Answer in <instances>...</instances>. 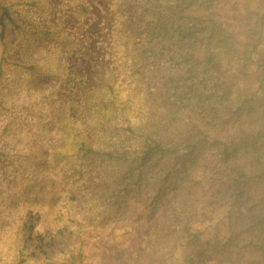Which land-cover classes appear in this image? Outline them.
<instances>
[{
  "label": "trees",
  "instance_id": "16d2710c",
  "mask_svg": "<svg viewBox=\"0 0 264 264\" xmlns=\"http://www.w3.org/2000/svg\"><path fill=\"white\" fill-rule=\"evenodd\" d=\"M25 1L0 0V183L9 174L23 175V164L55 170L70 160L80 168L87 208L71 236L49 252L42 250L46 242L37 225L26 236L25 225L16 226V247L6 257L0 251V264H86L104 252L101 241L114 226L135 215L149 220L154 245L166 249L154 264H199L194 250L204 231L196 203L222 181L237 185V198L252 201L255 217L248 222L256 234H215L208 251L219 264H264V57L256 62L259 94L239 84L258 55L264 12L246 7L229 28L214 14L220 0H169L172 11H164L173 35L166 50L174 71L150 101L129 64L134 21L120 16L121 2L135 8L140 0H72L71 22L44 29L47 39L66 43L53 60L43 55L47 39L34 33L18 39L33 24L18 8ZM100 14L110 25L107 62L93 49L85 23ZM65 27L67 37L61 34ZM48 69L60 92L58 102L45 103L61 123L58 139L43 132L48 119L25 116L26 109L43 104L28 100L35 95L27 79H43ZM15 97L22 102L15 104ZM250 247L259 253L254 263L247 258Z\"/></svg>",
  "mask_w": 264,
  "mask_h": 264
},
{
  "label": "rangeland",
  "instance_id": "374dc122",
  "mask_svg": "<svg viewBox=\"0 0 264 264\" xmlns=\"http://www.w3.org/2000/svg\"><path fill=\"white\" fill-rule=\"evenodd\" d=\"M125 2V1H124ZM122 3L121 18H132L133 28L131 31L135 41L132 45L129 64L134 71L138 87H143L150 101L162 94L164 82H168L169 74L174 71L171 61L168 58L166 47L169 46V39L173 35L170 28L171 19L167 17V12L172 11L169 0H140V4L133 8L130 3ZM30 6V7H29ZM27 14L22 13L23 18L32 21L27 24L18 35V39L25 40L27 35L34 33L35 37H43L45 27L66 25L72 18V0H26L21 5ZM246 7L258 8L260 13L264 12V0H220L219 6L215 11V16L220 18L222 23L234 28L238 18L244 15ZM30 12H28V11ZM164 12V13H163ZM101 15V17H100ZM99 18L92 22H85L88 25L91 36V45L97 50L101 58L109 61L105 57L107 54V36L109 23L107 15L100 14ZM67 18V19H63ZM102 18L103 19L102 21ZM65 37L69 34V29L64 28L62 33ZM16 41V36H12ZM20 41L16 44H22ZM47 48L43 55L53 60L60 46L66 44L56 36H50L46 41ZM70 52H66L69 55ZM264 25L261 28V38L258 46V55L248 69L246 75L240 80L239 84L244 89H248L254 94H259L258 86L262 77L261 69L256 63L264 56ZM63 71V68H60ZM43 73V79L37 76L29 78L27 88L35 97L28 100H35L43 103L41 109L37 106L26 109L25 116H30L35 122L39 120H49L48 124H42L44 133L50 136L49 139L60 137L61 123L58 115L48 111L45 103L48 101H59L60 92L55 75ZM15 104L22 102L19 97H15ZM25 99V98H24ZM49 99V100H46ZM55 103L57 107L58 103ZM26 106V107H25ZM29 104H21L20 107L27 108ZM55 107V108H56ZM34 113H38L35 115ZM39 125L37 127L39 128ZM26 128L25 130H27ZM40 134L41 131H40ZM23 164V175L16 177L9 174L3 177L8 181L4 185L0 183V217L5 220L0 222V251L6 257L7 252H12L16 247L13 234L16 226L26 229L37 225L43 233L46 245L42 248L45 252L53 250L63 244L64 238H69L72 234V225L79 223L77 220L86 215L85 185L80 175V168L73 166L70 160H63L60 166L51 170L48 165L42 168L35 165ZM44 169H49L44 171ZM206 178L210 177V170L206 171ZM27 177V178H26ZM237 185L228 181L219 182L215 191H210L206 196H199L196 207V222L204 232L202 244L199 249L194 250V256L199 264H219L208 251L207 247L211 244L214 235L220 239H229L236 235L256 234L254 226L250 227L248 219H253V207L248 197L237 198ZM85 194V195H84ZM3 195H7V199ZM13 197V198H11ZM49 211V212H48ZM56 213L59 219L54 221L51 213ZM140 212H138L139 214ZM80 216V217H79ZM78 217V218H77ZM141 215L129 217L126 221L114 226L112 234L108 239L101 242L102 254L98 252L91 255L86 264H154L159 255L164 254L166 249L160 245H154V239L148 232L149 220ZM63 225L57 230L58 224ZM53 230L55 232H53ZM27 232V234H26ZM53 236V238H51ZM55 236V237H54ZM27 248L31 246L30 239L26 242ZM5 249L7 251H5ZM99 251V249H98ZM247 256L248 261H256L259 258L257 247H250Z\"/></svg>",
  "mask_w": 264,
  "mask_h": 264
}]
</instances>
